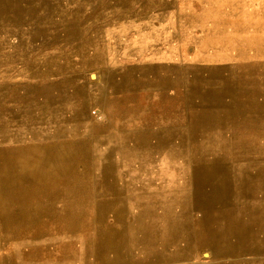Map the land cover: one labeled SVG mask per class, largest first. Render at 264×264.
<instances>
[{
	"label": "rangeland",
	"instance_id": "rangeland-1",
	"mask_svg": "<svg viewBox=\"0 0 264 264\" xmlns=\"http://www.w3.org/2000/svg\"><path fill=\"white\" fill-rule=\"evenodd\" d=\"M0 264H264V0H0Z\"/></svg>",
	"mask_w": 264,
	"mask_h": 264
},
{
	"label": "bare ground",
	"instance_id": "bare-ground-1",
	"mask_svg": "<svg viewBox=\"0 0 264 264\" xmlns=\"http://www.w3.org/2000/svg\"><path fill=\"white\" fill-rule=\"evenodd\" d=\"M229 244H230V245H229V247H228V248L230 249V248H231V246H232L231 239H230V241H229ZM232 250H233V247H232ZM114 255L116 256V254H111V256H113V257H114Z\"/></svg>",
	"mask_w": 264,
	"mask_h": 264
}]
</instances>
